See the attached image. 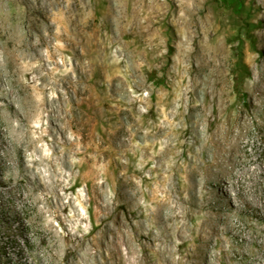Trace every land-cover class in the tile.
I'll return each mask as SVG.
<instances>
[{
	"label": "rangeland",
	"instance_id": "1",
	"mask_svg": "<svg viewBox=\"0 0 264 264\" xmlns=\"http://www.w3.org/2000/svg\"><path fill=\"white\" fill-rule=\"evenodd\" d=\"M255 6L247 0H0V264H98L84 256V243L103 228L106 204H124L131 191L118 179L121 170L115 173L118 156L103 152L123 149L127 94L148 102L137 106L149 121H162L174 103L183 108L184 129L195 119L202 123L198 134L222 125L227 139L240 137L238 171L241 164L264 166V95L251 90L255 81L264 85L258 33L264 20ZM216 44L225 47L223 82L209 78L205 65L206 50ZM22 51L34 55L37 67L24 78V61L14 65L12 58ZM206 84L223 90L221 102L200 93ZM37 87L48 90L38 99ZM190 99L201 106L190 108ZM161 142L167 146V139ZM151 166L143 174L148 183L156 176ZM196 174L190 170L186 178ZM224 181L236 183L232 203L240 208L212 236L202 262L264 264V218L244 199L264 207V176L252 173L245 188L236 177ZM219 194L213 209L229 213ZM115 214L107 220L112 228Z\"/></svg>",
	"mask_w": 264,
	"mask_h": 264
},
{
	"label": "bare ground",
	"instance_id": "2",
	"mask_svg": "<svg viewBox=\"0 0 264 264\" xmlns=\"http://www.w3.org/2000/svg\"><path fill=\"white\" fill-rule=\"evenodd\" d=\"M247 1H256L255 7L259 9L256 17L264 20V0ZM187 13L185 12L186 15ZM258 33L264 41V31ZM224 48L216 44L214 47L206 50L205 53V65L209 70V78L212 80L215 79L217 82H223L226 76L222 62L226 57V55H224ZM28 51L16 53L12 57L14 65L21 60L24 61L23 63L25 65L23 66L25 68L22 70L23 72H21L23 78L27 75V72L37 68L36 65L32 64V61L34 62V55L32 56ZM225 61L227 62V60ZM258 82L255 81L251 84V90L253 93H257L261 96L264 95V85ZM31 87L33 86L31 85ZM47 89H50V87ZM45 91L44 87H37L34 89L33 94L35 98L38 99V96L45 94ZM83 92L86 93L87 89H83ZM200 93L207 99L213 97L214 100L216 99L220 102L224 94L223 90L214 89L207 86V84L201 89ZM127 96L126 106L123 111L126 116V121L125 123L123 122L124 124L120 128L125 136L121 142V147L123 149L114 150L109 148L105 149L103 152L107 157L112 159L118 156L117 159L119 161H116L115 173L118 174L121 170L122 174L119 173L118 179L125 183L128 188H131V191H129V197H127L124 204L121 203L123 200L119 202L116 199L106 204L102 211L105 221V223H103V228L99 234H95L92 239L85 241L83 254L88 260H94L98 264H204L202 258L208 253V242L214 234L216 235V233L220 231V226L228 219L227 217L231 218L234 215L235 211L233 210H238L240 208V203L235 204L237 207H234L232 203V191L235 190L236 183L226 182L224 181V177H236L238 183L241 184V188H245L250 184L252 173H260L264 176V166L257 164L255 169H250L246 165L241 164V168L238 171L235 167L240 162V159L234 154V150H236L235 148L240 144V137L230 141V139H227V136L223 135L222 125L216 124L215 130L210 134H198L201 120L195 119L189 123L188 128L184 129L179 119L183 108L180 107L181 105H179L178 108L175 107L174 103L168 106L169 112L167 111L165 113L162 121L156 118L149 121L146 118L147 114L142 113L140 108H148V102L143 99L142 101L139 100L140 102L138 104V101L133 99L135 98L134 96L133 98H130L132 96L130 94H127ZM88 100H91L90 95H88ZM42 101L44 102L45 99L43 98ZM192 103H194L193 106ZM196 104L198 103L195 102V100L190 99V108L198 109V105L200 104ZM219 119L216 117L215 122L219 123ZM188 131H193L195 134L197 133V136L191 139L188 136L182 135V132ZM161 138L167 139L168 143L166 147L162 146ZM206 156H208V159ZM98 158L99 157H97V159ZM122 158L125 159L124 162H120ZM151 163H154V166H151V172H155L156 176L154 177L153 175L155 179L153 183H148L145 179L146 177L143 178V174ZM230 165L233 167H230ZM234 168L236 170H234ZM190 170H195V172H197L193 180H189L188 177L186 178V174ZM107 174L108 173H104L102 176H107ZM52 176L54 177L53 174ZM85 177L86 176H84V178ZM144 187L146 189H143ZM248 192L249 191H246V194ZM215 193H220L221 197L230 206L229 213L222 214L220 211L213 209ZM244 199L245 202L259 208L262 212L260 215L264 218V207L254 202L252 198H248L247 195H244ZM210 204L212 207H209ZM120 209L124 213L123 219H120V215L117 212ZM113 213H116L113 221L118 226H116L117 228L114 227L115 229L108 225L107 222V220L111 219ZM121 247L124 248V252L121 251ZM74 251L77 253L79 252L77 248H75ZM82 261L77 259L76 264H80Z\"/></svg>",
	"mask_w": 264,
	"mask_h": 264
}]
</instances>
